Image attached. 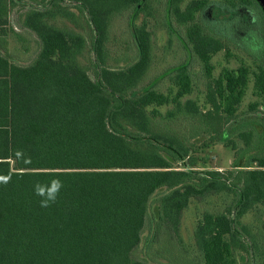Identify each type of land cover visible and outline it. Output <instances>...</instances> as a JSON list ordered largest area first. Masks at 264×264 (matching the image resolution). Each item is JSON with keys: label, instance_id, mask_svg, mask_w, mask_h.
<instances>
[{"label": "trees", "instance_id": "1", "mask_svg": "<svg viewBox=\"0 0 264 264\" xmlns=\"http://www.w3.org/2000/svg\"><path fill=\"white\" fill-rule=\"evenodd\" d=\"M184 1L167 0L159 15L172 36L173 21L185 26L189 62L143 83L152 32L135 19L140 12L156 15L151 0H0V264H162L137 256L145 231H153V242L169 230L186 248L181 224L192 202L209 203L192 234L196 264H240L244 253L264 264V230L242 221L264 204V110H257L264 108V66L255 81L261 100L249 110H237L248 67L237 75L225 70L226 83H208L209 110L182 100L192 91L193 57L210 74L213 54L226 45L207 7L217 3L246 19L256 6L264 20V0ZM19 5L20 26L37 42L28 62L18 56L32 51V41L9 20ZM127 10L140 56L126 68H110L109 26ZM85 30L95 57L87 55ZM173 74L178 91L158 90V81ZM167 104L165 112L157 109ZM199 138L231 146V168L196 169ZM57 178L64 182L57 201L41 207L34 185ZM215 195L227 198L223 208L210 200Z\"/></svg>", "mask_w": 264, "mask_h": 264}, {"label": "rangeland", "instance_id": "2", "mask_svg": "<svg viewBox=\"0 0 264 264\" xmlns=\"http://www.w3.org/2000/svg\"><path fill=\"white\" fill-rule=\"evenodd\" d=\"M187 1L188 0H185L182 6H184ZM166 3L167 0H151V6L157 10L156 15L147 16L144 12H140L135 19V23L138 25L143 21H147V29L152 32V64L144 77L143 83L151 81L155 76L163 73L170 67L179 65L185 60V54L179 51L177 38L169 33L168 27L165 25L164 21L161 20V15H159V11L161 13L164 12ZM20 9V5L14 7L10 11L9 20L14 28L21 31L32 41V51L28 54H21L18 56L20 57V61L28 62L37 49V42L35 36H33L30 31L20 26L18 21ZM249 10L253 13L252 21L254 22L253 27H248L249 29H247V24L245 23L248 16L245 19V16L238 14L237 11L225 12V18H238L236 22L239 21V28L247 31L248 35H241L234 30L233 32L231 29H227L226 31L228 32H223V35L221 34L226 45L224 49L213 54L210 60L213 66L210 74L206 71L203 62L200 61L198 57H193L188 65V70L193 77L192 91L182 96L183 101L187 98L195 99L202 110H209L211 108V103L207 102L208 83H215V81L219 79H221L223 83H226L223 72L225 70H230L237 75L241 67H248L249 79L246 92L237 108L238 113L243 110H249L251 104L261 100V95L258 94L255 88V81L256 73L260 71L261 66H264V56L261 54L264 53V20L260 10L256 8V6H253ZM131 14L132 11L130 10L122 12L113 18L109 26L108 40L105 42V49L107 52L106 66L110 68H126L140 56V50L129 24ZM213 15L216 16L217 14L213 13ZM61 21L74 27V25L66 19H62ZM173 24L176 28H179L183 36L186 35L185 26H179L175 21H173ZM78 31L82 32L79 28ZM235 32L237 34H235ZM83 33L88 37L87 55L91 58V56L93 57L95 54H93L91 50L90 31L85 30ZM228 34L230 37L227 36ZM9 40L11 48L16 45L14 38L10 37ZM84 59L85 58H81L82 62H86ZM89 72L94 78L93 71L90 70ZM171 77H174V74L160 79L157 89L165 93H168L169 90L176 93L179 86L175 84L174 79ZM171 107L172 104H167L158 106L157 109L161 112H165ZM153 108L154 105H150L148 110H153ZM257 110H264V108L260 104ZM178 126H180V123ZM180 130L186 131V127L183 123ZM197 141L196 156L199 163L195 167L196 169L227 170L231 168L234 159V150L231 146L226 145L223 140L214 141L209 146L206 145L207 142H209L208 139L199 138ZM210 200L213 201L217 209H221L224 206L223 203H226L227 198L223 195H215ZM208 204L209 203L192 202L183 213L181 232L186 241V248L184 247L181 249L173 238L172 233L165 229H162L161 233H158L157 237L151 242L153 231L148 227L145 231L147 241H144V244L138 248L136 252L137 256L162 264H196L201 258L193 241L192 234L197 220L201 216L202 208L204 209ZM242 221L250 225L252 230L254 229L257 232L264 230V204H260L255 207V209L246 213ZM260 237L261 241L264 242L263 232ZM244 256L247 258L246 261H242L240 256L237 255L240 264L253 263V260L249 259L250 257L245 253Z\"/></svg>", "mask_w": 264, "mask_h": 264}, {"label": "flooded vegetation", "instance_id": "3", "mask_svg": "<svg viewBox=\"0 0 264 264\" xmlns=\"http://www.w3.org/2000/svg\"><path fill=\"white\" fill-rule=\"evenodd\" d=\"M205 12L208 14V16H209L210 20L212 21V23L214 24V28L216 29L217 32H219V33H221V32L226 33V32H228V31H226L227 29H231L232 31L234 30L237 33H240L241 35L244 34V30L240 29L239 26H238L239 25V21L236 22V20H238V18L237 19L234 18V17L225 18L224 15H225V12H227L225 6H220L217 3H213V4H210L209 7H207V9L205 10ZM213 13L214 14H217V15L214 16ZM247 13H248V16H250L251 11L248 10ZM249 20H248V24L251 26L253 24L252 23L253 22L252 21V18L251 19L249 18ZM176 23H177V25L181 26L178 22H176ZM250 23H252V24H250ZM236 32H235V34H237ZM227 36L230 37L229 34ZM175 37L177 38L179 51L182 54H185V58H184L185 60L182 63L189 62V57L191 56V50L185 44V42H186L185 41L186 36H183L180 33L179 28H177L175 30ZM182 63H180V64H182Z\"/></svg>", "mask_w": 264, "mask_h": 264}, {"label": "clouds", "instance_id": "4", "mask_svg": "<svg viewBox=\"0 0 264 264\" xmlns=\"http://www.w3.org/2000/svg\"><path fill=\"white\" fill-rule=\"evenodd\" d=\"M63 187L64 182L58 178L51 180L47 184L37 182L34 185V192L37 196L41 197L40 206L46 208L55 203Z\"/></svg>", "mask_w": 264, "mask_h": 264}, {"label": "water", "instance_id": "5", "mask_svg": "<svg viewBox=\"0 0 264 264\" xmlns=\"http://www.w3.org/2000/svg\"><path fill=\"white\" fill-rule=\"evenodd\" d=\"M262 8H263V11H264V2H263V5H262Z\"/></svg>", "mask_w": 264, "mask_h": 264}]
</instances>
